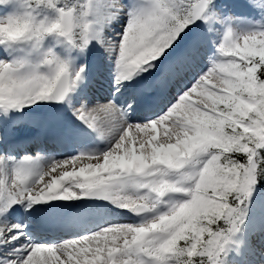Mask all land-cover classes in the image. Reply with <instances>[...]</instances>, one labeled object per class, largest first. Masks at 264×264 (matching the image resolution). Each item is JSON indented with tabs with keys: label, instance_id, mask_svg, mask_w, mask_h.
<instances>
[{
	"label": "snow or ice",
	"instance_id": "obj_1",
	"mask_svg": "<svg viewBox=\"0 0 264 264\" xmlns=\"http://www.w3.org/2000/svg\"><path fill=\"white\" fill-rule=\"evenodd\" d=\"M0 264H264V0H0Z\"/></svg>",
	"mask_w": 264,
	"mask_h": 264
}]
</instances>
